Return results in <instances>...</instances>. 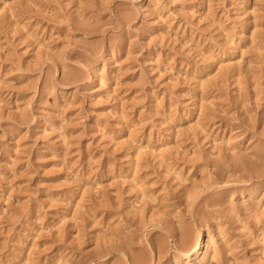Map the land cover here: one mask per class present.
<instances>
[{
    "label": "rangeland",
    "instance_id": "374dc122",
    "mask_svg": "<svg viewBox=\"0 0 264 264\" xmlns=\"http://www.w3.org/2000/svg\"><path fill=\"white\" fill-rule=\"evenodd\" d=\"M201 233L264 264V0H0V264H200Z\"/></svg>",
    "mask_w": 264,
    "mask_h": 264
},
{
    "label": "bare ground",
    "instance_id": "6f19581e",
    "mask_svg": "<svg viewBox=\"0 0 264 264\" xmlns=\"http://www.w3.org/2000/svg\"><path fill=\"white\" fill-rule=\"evenodd\" d=\"M207 240L206 237L204 236V234H200V238L198 239L195 248L193 250V254L197 257H201L202 259H200V264H204L203 262V257L205 253H210L212 250L211 248L208 246L207 247ZM206 251V252H205Z\"/></svg>",
    "mask_w": 264,
    "mask_h": 264
}]
</instances>
